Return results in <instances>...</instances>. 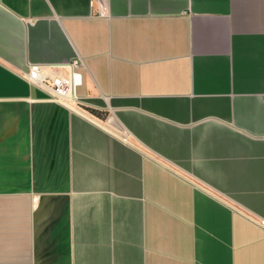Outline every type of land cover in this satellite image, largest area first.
Returning <instances> with one entry per match:
<instances>
[{
  "label": "crops",
  "instance_id": "1",
  "mask_svg": "<svg viewBox=\"0 0 264 264\" xmlns=\"http://www.w3.org/2000/svg\"><path fill=\"white\" fill-rule=\"evenodd\" d=\"M0 264H264V0H0Z\"/></svg>",
  "mask_w": 264,
  "mask_h": 264
},
{
  "label": "built area",
  "instance_id": "2",
  "mask_svg": "<svg viewBox=\"0 0 264 264\" xmlns=\"http://www.w3.org/2000/svg\"><path fill=\"white\" fill-rule=\"evenodd\" d=\"M68 67V76H49L41 66L31 65L22 78L29 85L44 92L48 96L49 102L66 105L65 102L69 100L79 105L82 102L76 96V89L82 83L79 69L83 67V63L80 58H75Z\"/></svg>",
  "mask_w": 264,
  "mask_h": 264
}]
</instances>
